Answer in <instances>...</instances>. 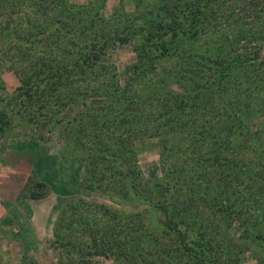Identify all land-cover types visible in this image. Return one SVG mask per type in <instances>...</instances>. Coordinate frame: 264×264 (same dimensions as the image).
Instances as JSON below:
<instances>
[{
    "label": "rangeland",
    "instance_id": "1",
    "mask_svg": "<svg viewBox=\"0 0 264 264\" xmlns=\"http://www.w3.org/2000/svg\"><path fill=\"white\" fill-rule=\"evenodd\" d=\"M14 1L0 0V264L78 261L83 251L69 240L82 246L93 241L103 232L105 219L82 204L88 223L70 210L57 229L72 199L97 203L101 213L118 217L144 212L148 236L138 254L151 264H264V81L257 82V69L264 72V43L245 48L250 60L230 64L231 70L215 76L209 65L197 70L194 62L207 53L214 33L179 38L186 49L182 57L162 53L169 34L163 26L156 27L163 12L158 0H67L85 15L97 17L86 28L81 25L80 36V13L73 19L75 25H47L57 11L38 12L34 4L44 7L51 0H21L19 7L12 5ZM262 6V12L254 11L257 15H264ZM251 12L248 7L243 15ZM258 24L255 29H260ZM145 34L153 41L140 57L137 47ZM10 48L13 51L1 55ZM74 61L97 93L67 99L64 111L71 110V116L56 124L65 112L56 113L50 103L48 108L38 106L47 99L43 92L35 95L34 99L40 95L37 104L25 97L28 87L34 91L44 82L25 85L28 77L18 72L37 63L57 66ZM232 93L236 99L247 93L251 108L239 110L244 103L236 99L234 107ZM198 113L202 119L192 127L191 118ZM163 131L181 141L180 154L167 155ZM192 135L207 147L214 142L225 159L223 166L215 162L205 167L211 161L188 157ZM164 176L171 183L162 199V214L149 210L147 201L131 199V186L141 190L147 180L160 190ZM110 224L119 240L124 221ZM119 250L123 248L118 243L111 258L92 251L83 264H116Z\"/></svg>",
    "mask_w": 264,
    "mask_h": 264
},
{
    "label": "trees",
    "instance_id": "2",
    "mask_svg": "<svg viewBox=\"0 0 264 264\" xmlns=\"http://www.w3.org/2000/svg\"><path fill=\"white\" fill-rule=\"evenodd\" d=\"M19 1L21 0L14 1L12 5L14 7H19L21 5L19 4ZM182 2L183 0L157 1V3L161 5L159 8L163 12H159V17L157 19L156 27L161 28L163 26L164 30L167 31L166 33L169 34L167 39L168 42L167 40H165V44H163L167 46L161 50L162 53L165 54L172 53L175 57L178 58L182 57L186 49L183 48V46H181L179 38L195 39L196 37L201 35L214 33L216 36L215 40L213 41V43L208 45L204 50L207 51V53L204 52V54H200L199 58H195L194 62L197 63L198 65L197 70H199V68H203L205 65H209V67L213 69L212 74L217 76L219 74L217 71H219L220 73L221 72L225 73L228 69L231 70L230 69L231 66H228L230 64L232 65L242 64L246 60L248 59L250 60L251 58L249 56L250 52L248 51L247 54L245 48H248L252 44L253 45L255 44L254 46H257L258 48L263 45L264 20H262V22H260V20L264 15H257L254 11L262 12L261 8L263 7L262 5H264V2L261 3L260 0H251V1L250 0H194V1L185 0L184 6ZM194 2L196 3L194 4ZM193 4L194 6H192ZM34 5H35L34 7H37L38 12L41 10L46 11L47 8L52 10L55 9L57 11V13L54 15L55 18H51L50 20L51 22H48L47 25H54V23H57L60 25L59 27H63L65 25L64 28L67 27L66 24L70 25L69 23L75 25L76 22H74L73 19H75L77 14L80 13V18H76L77 21H80V26H78V28H80L79 36L80 33L84 31V28H86V25H90V22L93 24L97 19L96 16L94 17L91 15V12H89L86 15H85L86 12L84 11L80 12L79 6H76L72 2L68 3L67 0H51L50 3H47L44 7H42L40 3L38 4L36 2ZM248 7H250L255 14L251 12V14L244 16L243 11H246ZM190 8H192L193 10L190 11ZM258 22H260V24H258ZM152 23L154 24V21ZM256 24L260 26V29H255ZM73 27L74 26H72L71 37L69 38L70 43H72L74 39V36L72 35ZM66 32L69 33V30H67ZM31 33L30 35L33 37L34 35ZM163 33H165V31ZM7 34H9V32H7ZM55 36L56 33L53 34V37ZM152 37L153 36H151V34L150 35L145 34L144 40L141 43L140 48L137 47V50L139 49L140 57L142 53L147 52L149 51V49H151L150 42L153 41ZM71 47H75V44H72ZM13 48H17V47H12V49ZM170 50H172V52H170ZM9 51H13V50H11L10 48L6 52H2L1 55L3 56L7 54ZM14 51L16 52L17 50ZM212 54L214 55V57L212 56ZM193 57H195V54H193ZM209 57H212V59ZM58 65L55 66V65H48L46 63H42V64L37 63L36 66H30V68H28L27 70L21 69L20 72H18L20 75H22L21 77L26 79L28 77V80L24 82L25 85L28 84V81L31 83V86L34 85L35 83L41 84L44 82L45 85L44 87L37 86L34 89V91H31L30 90L31 87H28L29 91L28 90L25 91L26 93L25 97L32 98V101H34V103L37 104L38 100L40 99V95L36 99H34V97L38 92H43L44 95H46L47 99L43 101L42 104H38V106H41V108L43 107L48 108L49 107L48 103H50L51 104L50 109L51 110L53 109L56 113L59 111L61 112L64 111L65 109L64 107L68 105V100L78 98L80 97V95H83L84 93H86L87 95L88 94L91 95L94 92L97 93V87H94V83L90 81L88 75L83 74V72L77 68L78 63L76 61H74V63H66V64L61 63L59 66ZM28 70H29V74H27ZM78 70H79V74L76 73ZM257 71L260 73V76L257 77V82L262 83L264 81V72H262V68H258ZM18 73L16 71L17 75ZM223 76L224 75H221L220 77ZM250 78L255 79L254 77H250ZM77 82L79 83L82 82L81 86L79 85L77 86ZM229 97L233 105L234 103H236V100L238 101V103L239 102L242 103L243 101L244 105L241 104L238 105L239 110L241 109L245 111L251 108V104L247 102L248 100L247 93H245L242 97H238L237 99L235 98L236 97L235 93H232ZM248 97L250 98L251 96ZM21 104L22 105L25 104V101L22 100ZM123 108H125V106H123ZM249 112L251 111H248L247 113ZM199 113L201 112L199 111ZM199 113L191 118L192 127L197 126V123L199 124V119H202L199 118ZM69 115L71 116V110L68 111L67 114L65 112L64 117L61 116L62 118H58L56 124L58 123L64 124L65 122L63 123L64 121L63 119L65 117H68ZM89 115L90 113L85 114V116H89ZM239 116L241 115H237V118ZM72 118L78 120L76 115H72ZM241 119L242 116L240 117V120ZM78 121L79 124L82 123L80 119ZM74 123L75 122L73 121V124ZM191 133L194 134L196 133V131H191ZM192 137L194 136L192 135L190 137V141H193L192 143H190L192 147L186 150V152H188L186 153L188 157H192L194 160H199V161H205V160H207L208 162L211 161L210 163L206 162L205 167L209 165L210 168V166L214 165L215 162L218 163V166H223L222 160L225 159L220 158L221 156L220 151L215 150L216 148L214 147V142L212 143V146L207 147L199 143V141H196V137L194 139ZM185 138L186 136L184 137V139ZM161 141L163 143L162 145H166V147H169L168 148L169 150L167 151V155H169L170 153L171 155L180 154L179 152L183 148V145H181V141H178L175 138V136H173L172 134L170 135L165 131H163V134H161ZM115 153L116 154L118 153L117 150ZM184 165H185V161H184ZM129 172L130 170H127L124 173L125 179H127ZM170 183H171L170 178L164 176L163 185L160 186V190L158 189L156 182H154V185L156 187L155 190L151 182L147 180L141 184L142 187L141 190H137V186L134 190H132L133 186H131V192H133L136 195V196L134 195V197L131 199L137 200L138 202L147 201L148 202L147 206L149 207V210L153 209L159 211L162 214L163 210H165L162 206L163 205L162 199L165 193L170 190L169 189ZM128 184L129 182L123 184L125 185L124 187L126 188V191L130 189V184L129 185ZM110 186H111V190L115 191V186L114 185H110ZM31 196H34V194L32 193ZM82 204L83 205L85 204L88 210L90 208L92 209L93 207V209L96 212L100 213L102 217H104L105 219L103 222L105 224L103 227V232L96 235L93 238V241L91 240L89 242L84 241L83 246L80 244V242H74L72 240H69L70 243L80 246L83 251L82 252L83 256H79L78 261L75 260L73 261L72 264H83L84 262H87L88 260L83 261V258H85V255H89L92 258L91 255L92 251L94 252V254L98 256L103 255L105 258H111V255L114 252V245H117L118 243H119V247L123 248V250H119V253H121V258L118 256L116 257L120 259L119 262L117 263L122 264L123 262V264H125L128 262V264H151L150 261H147L143 256H140L138 254L139 248L144 247L143 241H147V236H148L145 229L143 228L144 226H143L142 215L143 217L145 216L144 212L142 214L136 213L135 217L134 215H132L133 213L126 214L123 216H120L122 215L120 214L119 215L120 217H118V213L116 214L114 212L113 214H111L105 211L102 212L103 213L102 214L99 211V206L97 205V203H89L82 201L81 199H78V201L77 199L76 200L72 199L66 203L62 211L61 217L58 219L57 229H60V226L64 223V220L67 217L65 216V213L67 211L73 210L74 214H78V215L81 214L83 217L82 212H85V210L81 209ZM82 219L86 224L88 223L86 217H83ZM121 221H124V225H123L124 228H122V230L118 233L119 236V240H118L114 226H112L110 223L121 222ZM57 233H59V230H56V234ZM160 234L161 233H158L154 239L159 238ZM184 241L186 240H183V242ZM202 242L203 241L201 240L200 242L201 246H202ZM91 248L94 249L90 250ZM135 250H137V252L134 254ZM190 250L192 251V249ZM130 254L131 256H129ZM161 256L169 257L163 253L161 254ZM165 259L166 261H168V263H170L169 259L167 258ZM163 263H165L164 260Z\"/></svg>",
    "mask_w": 264,
    "mask_h": 264
}]
</instances>
